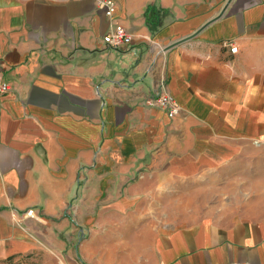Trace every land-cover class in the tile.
<instances>
[{
    "label": "crops",
    "instance_id": "1",
    "mask_svg": "<svg viewBox=\"0 0 264 264\" xmlns=\"http://www.w3.org/2000/svg\"><path fill=\"white\" fill-rule=\"evenodd\" d=\"M114 1L118 49L97 0H0V264H264V217L150 215L200 174H264V0ZM163 82L174 118L144 105Z\"/></svg>",
    "mask_w": 264,
    "mask_h": 264
},
{
    "label": "rangeland",
    "instance_id": "2",
    "mask_svg": "<svg viewBox=\"0 0 264 264\" xmlns=\"http://www.w3.org/2000/svg\"><path fill=\"white\" fill-rule=\"evenodd\" d=\"M250 163L248 161L243 167L237 164L226 174L203 173L178 184L174 190L158 192L153 200L156 205L150 208L152 227L167 231L203 221L229 225L241 220L261 219L264 217V174L258 175L254 160ZM109 227L107 225V229ZM61 262L58 258L48 260L46 255L31 254L10 264Z\"/></svg>",
    "mask_w": 264,
    "mask_h": 264
},
{
    "label": "built area",
    "instance_id": "3",
    "mask_svg": "<svg viewBox=\"0 0 264 264\" xmlns=\"http://www.w3.org/2000/svg\"><path fill=\"white\" fill-rule=\"evenodd\" d=\"M97 6L105 12L106 17L110 21H115V10L117 4L114 0H97ZM103 40L109 47L114 49L130 45L133 42L132 35L124 26L117 22L113 23L112 30L103 37ZM237 50L238 48L236 46H231L230 51L232 53L237 52ZM11 91L12 86L5 80L0 67V101L8 96ZM144 105L147 108L163 110L169 118H174L179 112V106L167 91L164 82L162 83L160 90L156 92L154 96L145 100ZM33 214V210L28 212L29 216H32ZM13 220L18 226L23 227L17 214L13 215Z\"/></svg>",
    "mask_w": 264,
    "mask_h": 264
},
{
    "label": "water",
    "instance_id": "4",
    "mask_svg": "<svg viewBox=\"0 0 264 264\" xmlns=\"http://www.w3.org/2000/svg\"><path fill=\"white\" fill-rule=\"evenodd\" d=\"M171 47V46H170Z\"/></svg>",
    "mask_w": 264,
    "mask_h": 264
}]
</instances>
